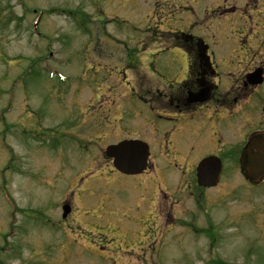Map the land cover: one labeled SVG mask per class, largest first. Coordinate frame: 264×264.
I'll return each mask as SVG.
<instances>
[{
    "label": "rangeland",
    "instance_id": "1",
    "mask_svg": "<svg viewBox=\"0 0 264 264\" xmlns=\"http://www.w3.org/2000/svg\"><path fill=\"white\" fill-rule=\"evenodd\" d=\"M248 2L0 0V264H264V183L233 165L197 186L204 137L165 135L186 58L159 50L181 33L215 47ZM250 99L235 126L264 122ZM124 138L149 144L150 171L114 170L105 151Z\"/></svg>",
    "mask_w": 264,
    "mask_h": 264
},
{
    "label": "flooded vegetation",
    "instance_id": "2",
    "mask_svg": "<svg viewBox=\"0 0 264 264\" xmlns=\"http://www.w3.org/2000/svg\"><path fill=\"white\" fill-rule=\"evenodd\" d=\"M259 1L253 0L257 4L253 7L246 3V8L241 9L242 17L235 23H222L221 32L227 29L231 34L215 40L216 48L205 39L206 45L200 43L198 38L174 39L186 57L187 69L175 90L169 87L167 91L163 90L165 114L170 116V120L181 122L178 125L182 124L165 135L176 134L177 131L184 135L204 137L210 154L203 158L215 156L221 160L222 181L233 165H237L244 175L241 153L249 140L253 145L252 153H259L260 148H264L263 121L249 122L248 117L244 116L240 127L234 125L235 107L244 108L248 100L255 97L264 102V91H258L264 87V0ZM217 41L222 44L216 46ZM168 68L173 69L174 66ZM235 73L240 76L234 80L232 76ZM189 93L195 95L190 97ZM262 110L264 112V106ZM249 123L253 129L246 133L243 129ZM233 128L238 132L239 139L236 141L229 137ZM176 141L175 145L187 155L180 141ZM200 161L193 166L197 168ZM259 183H264V177Z\"/></svg>",
    "mask_w": 264,
    "mask_h": 264
},
{
    "label": "water",
    "instance_id": "3",
    "mask_svg": "<svg viewBox=\"0 0 264 264\" xmlns=\"http://www.w3.org/2000/svg\"><path fill=\"white\" fill-rule=\"evenodd\" d=\"M250 147V145H249ZM106 155L114 160V167L126 175H137L148 167L150 156L149 146L139 140H125L106 149ZM242 170H247L245 176L256 183L264 175V149L253 155L249 148L242 155ZM222 170L221 162L216 157L205 158L198 167V183L203 187L217 185ZM64 217L70 213L69 206H64Z\"/></svg>",
    "mask_w": 264,
    "mask_h": 264
},
{
    "label": "trees",
    "instance_id": "4",
    "mask_svg": "<svg viewBox=\"0 0 264 264\" xmlns=\"http://www.w3.org/2000/svg\"><path fill=\"white\" fill-rule=\"evenodd\" d=\"M218 263H221V262H218ZM211 264H216V262H212ZM221 264H224V263H221ZM225 264H227V263H225Z\"/></svg>",
    "mask_w": 264,
    "mask_h": 264
}]
</instances>
